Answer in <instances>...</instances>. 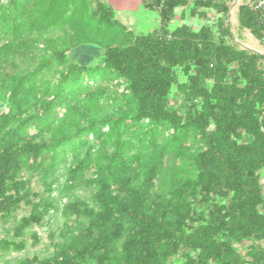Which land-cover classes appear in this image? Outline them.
I'll return each mask as SVG.
<instances>
[{"label": "trees", "instance_id": "1", "mask_svg": "<svg viewBox=\"0 0 264 264\" xmlns=\"http://www.w3.org/2000/svg\"><path fill=\"white\" fill-rule=\"evenodd\" d=\"M143 2L147 33L107 0H0L1 255L50 225L15 264H264V54L234 0ZM237 20L264 47L253 0Z\"/></svg>", "mask_w": 264, "mask_h": 264}, {"label": "rangeland", "instance_id": "2", "mask_svg": "<svg viewBox=\"0 0 264 264\" xmlns=\"http://www.w3.org/2000/svg\"><path fill=\"white\" fill-rule=\"evenodd\" d=\"M110 2L117 10L118 17L127 24L128 27L134 29L137 33H147L151 30H155L160 27L161 21H160V15L159 12L155 9L146 8L144 6L143 0H107ZM240 2V0H239ZM181 9H179L178 14H181ZM238 15V7L236 6L232 10L230 23L232 25V29L235 33H237V41L241 45H246L250 48H255L260 51L264 52V47L261 45V43L247 30H244L243 32L239 33L237 32V20ZM211 19H215V14L211 13ZM186 22L194 24L196 27H198L200 24L204 22V20H199L198 18H191L187 17ZM182 21L178 17H176L171 23L170 28H174L177 25L181 24ZM263 183H264V177H263ZM36 189H39V186H36ZM28 213V208L22 209L18 216L21 217L22 215ZM35 230L38 231L40 234L42 241L37 246L31 245L32 239L29 240V247L27 250L23 252H13L9 255L2 256L0 252V264H6L8 262L15 264L18 257H22L25 255H33L35 253L40 254H47L50 251V225H46L44 227L35 226ZM3 233V229L0 226V235Z\"/></svg>", "mask_w": 264, "mask_h": 264}, {"label": "water", "instance_id": "3", "mask_svg": "<svg viewBox=\"0 0 264 264\" xmlns=\"http://www.w3.org/2000/svg\"><path fill=\"white\" fill-rule=\"evenodd\" d=\"M239 4V0H234L233 4H232V7L230 9V13H229V19L231 18V14H232V10L238 6ZM242 45V44H241ZM243 47H246V48H250L246 45H242ZM250 49H253L254 51L256 52H259V53H262L264 54L263 51H260L258 49H255V48H250ZM93 54H94V47L92 46H88V45H82L80 47H77L74 51V57H76L79 61L81 62H85V61H91L92 57H93Z\"/></svg>", "mask_w": 264, "mask_h": 264}, {"label": "built area", "instance_id": "4", "mask_svg": "<svg viewBox=\"0 0 264 264\" xmlns=\"http://www.w3.org/2000/svg\"><path fill=\"white\" fill-rule=\"evenodd\" d=\"M241 1L242 0H240L239 4L241 3ZM253 3L255 5L256 9H258L261 12V17L264 21V0H253Z\"/></svg>", "mask_w": 264, "mask_h": 264}]
</instances>
